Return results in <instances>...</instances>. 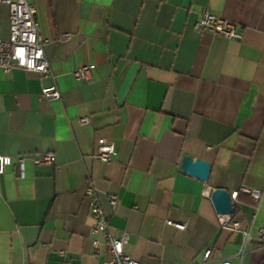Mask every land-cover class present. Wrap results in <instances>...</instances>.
<instances>
[{"label": "crops", "instance_id": "1", "mask_svg": "<svg viewBox=\"0 0 264 264\" xmlns=\"http://www.w3.org/2000/svg\"><path fill=\"white\" fill-rule=\"evenodd\" d=\"M51 74L0 69V155L24 157L0 176V264H104L93 256L90 176L110 230L142 264H264V197L240 194L237 231L221 229L205 191L264 193V0H34ZM242 41L195 25L204 9ZM0 4L1 35H10ZM59 34L70 35L64 42ZM92 66L91 80L76 69ZM56 85L59 101L42 99ZM89 117L82 125L79 119ZM115 144L95 159L98 141ZM54 153V165L31 159ZM210 164L206 182L182 171ZM117 196L113 207L110 198ZM187 223L186 230L167 221ZM251 240L244 242L243 232ZM64 251L65 255L58 252Z\"/></svg>", "mask_w": 264, "mask_h": 264}, {"label": "built area", "instance_id": "2", "mask_svg": "<svg viewBox=\"0 0 264 264\" xmlns=\"http://www.w3.org/2000/svg\"><path fill=\"white\" fill-rule=\"evenodd\" d=\"M0 4L9 6V23L10 35L8 39H4L1 35L0 26V69L6 74L11 73L15 69H22L48 76L51 74L50 63L45 53L48 41L44 40L40 34V26L36 20V7L34 0H0ZM197 31H209L214 35L221 36L227 40L242 41L244 35L237 29V26L218 15L213 14L209 9H204L199 14V19L195 25ZM70 35L59 34L57 41L64 42L68 40ZM93 67H83L73 72V77L77 82H89L91 80V72ZM41 97L45 101H59L62 94L56 85L43 88ZM82 125L90 123L89 117L79 119ZM115 153V144L107 139L98 141V150L95 159L109 164ZM34 165H54L56 156L54 153H45L40 157L31 159ZM26 159L24 157L13 158L6 155H0V176L5 174L6 168L17 163L20 169V176H24V165ZM85 194L90 200L91 217L93 226L91 234L93 236L92 250L94 257H100L102 247L108 250V258L104 264H142L134 260L125 253V245L128 244L129 235L127 232H121L115 235L110 230L108 217L106 216L97 196V189L89 176L85 186ZM245 194L256 201H260L264 197L263 191L241 187L239 191L230 193L233 204L238 201L239 195ZM204 196L211 198L210 191H205ZM118 197L112 196L110 204L115 207L118 204ZM218 226L221 229H230L237 231L241 224L234 220L233 215L217 214ZM168 226L175 227L178 230H186L187 223L167 221ZM244 242L251 240L249 232H243ZM259 237L262 241L264 238V228L260 229ZM65 255L64 251L58 252ZM212 250L208 249L203 255L200 264H234L230 259H223L217 262L211 260ZM70 264V263H66Z\"/></svg>", "mask_w": 264, "mask_h": 264}, {"label": "water", "instance_id": "3", "mask_svg": "<svg viewBox=\"0 0 264 264\" xmlns=\"http://www.w3.org/2000/svg\"><path fill=\"white\" fill-rule=\"evenodd\" d=\"M211 166L203 160L186 156L183 160L182 171L196 179L206 182L209 178ZM211 200L215 211L220 215H234L236 208L231 200L230 192L223 189L212 191Z\"/></svg>", "mask_w": 264, "mask_h": 264}]
</instances>
